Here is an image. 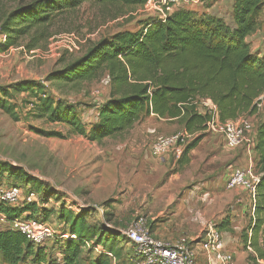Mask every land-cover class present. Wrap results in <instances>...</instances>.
<instances>
[{"label": "trees", "instance_id": "obj_1", "mask_svg": "<svg viewBox=\"0 0 264 264\" xmlns=\"http://www.w3.org/2000/svg\"><path fill=\"white\" fill-rule=\"evenodd\" d=\"M145 1H21L0 17V34L6 36V40L0 42V52L18 47L23 41L27 51L35 50L52 36L49 30L57 16L76 10L84 2L141 8ZM231 9L230 23L184 8L176 9L163 23L146 17L136 31H120L103 37L76 59L51 71L47 81L68 84L89 83L109 76V98L98 107L97 119L88 126L80 121L74 105L42 93V88L34 81L21 80L0 87V109L14 117V107L5 100L10 92L27 93L26 104L31 107L27 114L51 124L65 125L70 135L80 136L90 143H100L129 131L150 116L175 122L194 136L178 160L183 166L188 163V153L204 138L209 104L215 107L219 120L225 122L255 115L259 111L257 104L264 101V57L252 51L247 41L262 28L264 0H233ZM200 104L205 106L204 112L199 111ZM33 129L46 138H64L59 132ZM252 141L254 167L260 179L256 186L254 216L240 238L244 251L247 247L251 249L247 251V261L258 264L264 263V119L253 127ZM3 173L14 180L10 186L22 188L19 180L32 181L9 165H0V174ZM34 185H37L35 190L30 187L27 191L35 192L37 201H23L17 206L0 203V214L8 222L20 217L33 218L37 214L43 216L40 222H46L50 212L45 211L44 206L57 197L46 189L40 192L41 184L37 181ZM90 212L91 208L73 213L60 207L58 221L63 226L60 233L69 237L53 239L62 246L59 264H82L83 250L95 251L100 244L103 251L90 258L88 264H112L108 254L114 261L120 258V244H128L127 239L121 234L119 241L115 232L110 233L105 228V232L98 233L87 223ZM228 225L225 221L220 228ZM131 250L130 263L135 260L132 247ZM45 259L44 246L35 245L11 228L0 230L1 264H44Z\"/></svg>", "mask_w": 264, "mask_h": 264}, {"label": "rangeland", "instance_id": "obj_2", "mask_svg": "<svg viewBox=\"0 0 264 264\" xmlns=\"http://www.w3.org/2000/svg\"><path fill=\"white\" fill-rule=\"evenodd\" d=\"M21 1L30 0H0V17ZM230 2L205 0L202 6L191 9L200 13L206 7L227 6ZM221 17L229 23L230 11ZM145 18L140 8L84 2L76 10L54 19L49 30L52 36L36 48V52L30 54L23 41L18 47L0 53V87L21 80L34 81L42 88V93L74 105L80 121L88 126L95 122L98 107L109 98L110 82L104 83L107 75L81 84L47 81V75L79 57L103 37L120 31H136ZM247 41L252 51L264 57V22L261 30ZM8 97L5 101L14 107L15 116L0 109V165L15 167L32 179L29 183L18 181L24 193L30 187L35 190L38 184L34 185V181H37L41 184L40 192L46 189L56 195L57 200L53 197L44 206L45 211L50 212L46 222L54 231L60 232L63 228L58 221L60 207L73 213L91 208L87 223L98 233L105 232L103 228L115 232L118 240L138 217L146 219L150 230L151 218L157 217L153 224L162 222V228L175 236L168 242L195 239L201 234L203 223H211L226 233L237 252L244 250L240 237L252 220L251 205L245 192L228 190L226 183L230 168H245L249 160L254 163L252 147L249 154L245 147L228 150L219 135L204 132L191 163L184 167L173 154L164 158L149 154L155 136L184 131L175 122L146 118L139 129L134 125L120 135L90 143L80 136L70 135L65 125L51 124L27 114L31 108L26 104L27 93L10 92ZM198 107L200 112L205 111L204 105ZM263 119L264 107L249 117L254 128ZM33 128L59 132L64 138H46ZM213 149L217 151L215 155ZM13 181L7 173L0 174V187H8ZM148 202L151 207L146 210ZM33 218L40 221L43 216L37 214ZM225 221L229 225L221 229ZM7 228L9 224L0 221V230ZM187 230L191 231L188 236L184 235ZM55 237L41 245L46 253L45 263H60L62 246L57 240L53 241ZM130 246L129 242L121 243L120 258L114 262L111 258L112 264H135L128 262L132 255ZM99 247L95 251L84 249L82 264H88L90 258L103 250L101 244ZM238 258V264H251L244 255L239 254Z\"/></svg>", "mask_w": 264, "mask_h": 264}, {"label": "built area", "instance_id": "obj_3", "mask_svg": "<svg viewBox=\"0 0 264 264\" xmlns=\"http://www.w3.org/2000/svg\"><path fill=\"white\" fill-rule=\"evenodd\" d=\"M212 1L221 3L224 0ZM203 2V0H146L140 9L145 17L154 19V22L163 23L176 9H191L192 6H202ZM5 40L6 36L0 34V42ZM34 52L36 50L29 51L30 54ZM109 82L110 78L106 76L104 83L109 84ZM262 107H264L263 100L257 104V109L260 110ZM208 115L209 119L205 122L204 132L219 135L223 139L224 147L228 150L245 147L247 153H250V148L253 146V126L249 118L241 116L235 120L221 122L212 104H209ZM193 137L185 131L170 135H157L149 146V154L155 158H164L173 154L174 158L178 160L188 141ZM259 179L260 174L255 170L254 163L252 164L249 160L245 168H230L226 183L228 190H240L247 194L252 217L254 216L256 186ZM37 200L35 192L26 191L24 193L23 188L18 186L0 187V203L17 206L23 201ZM0 221L7 222L9 228L20 232L35 245H42L54 235L61 238L69 237L68 234L54 231L47 222H40L34 218L20 217L8 222L0 214ZM122 234L131 244L135 255V264H200L198 261L199 252L203 256L205 264H235L234 254L227 248L226 233L218 230L211 223H203L201 234L193 241L180 238L171 243L158 239L151 234L144 217H138ZM70 238H74V235H70ZM101 249L103 248L101 247ZM247 251L251 252V249L247 247ZM108 256L112 258L110 254Z\"/></svg>", "mask_w": 264, "mask_h": 264}, {"label": "crops", "instance_id": "obj_4", "mask_svg": "<svg viewBox=\"0 0 264 264\" xmlns=\"http://www.w3.org/2000/svg\"><path fill=\"white\" fill-rule=\"evenodd\" d=\"M232 1L233 0H231V2H230V5H227V6H224V5H212V6H210V7H208V8H204L202 11L203 12H205V13H207V14H209V15H212V16H215V17H218V18H222L221 16H223V15H226V13L228 12V11H230V13H231V10L232 9H229V7L231 8L232 7ZM231 21L229 20V23H230ZM249 42V41H248ZM208 104V103H207ZM156 119L155 117H153V116H150V117H148L147 118V120H151V119ZM97 118H95V120H96ZM143 124V121H141V122H139V123H137V124H135V129H139V128H137L139 125H142ZM150 130V129H149ZM223 140V139H222ZM217 151L216 150H214L213 149V151H212V154L213 155H215V153H216ZM194 154H195V151L194 150H192V151H190L189 153H188V155H187V157H188V164L189 163H191V157L192 156H194ZM187 165V164H186ZM184 167H185V165H184ZM145 202V199L143 200V203ZM150 203L148 202V204H146V210H148V209H150ZM149 216L150 215H152V213H149L148 214ZM157 217H152L151 218V224H150V226H152L151 227V234L153 235V236H155L156 238H158V239H161V240H166V241H168V240H173L174 239V237L175 236H171V231H168L167 229H164V228H162L163 226V224H162V222H160V223H155V224H153V222H154V220L156 219ZM162 228V229H161ZM160 229V231H158ZM190 232L191 231H189V230H187L185 233L186 234H184V235H186V236H188V235H190ZM194 239L192 238L190 241H193ZM227 243H228V250H230V251H232V253L234 254V260H235V263L236 264H238L239 262H240V260H239V258H238V255L239 254H241V255H244L245 256V258H247V255H248V252H246V251H241L240 253L239 252H237L238 250H237V248H233L231 245H230V242H229V240L227 239ZM234 249V250H233ZM198 261H199V263L200 264H205V262H204V258H203V256L201 255V253L199 252V254H198ZM135 262V261H134ZM259 264H264L263 262H259Z\"/></svg>", "mask_w": 264, "mask_h": 264}]
</instances>
